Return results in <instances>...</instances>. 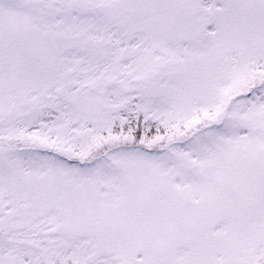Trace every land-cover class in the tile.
Here are the masks:
<instances>
[{
  "label": "snow or ice",
  "instance_id": "1",
  "mask_svg": "<svg viewBox=\"0 0 264 264\" xmlns=\"http://www.w3.org/2000/svg\"><path fill=\"white\" fill-rule=\"evenodd\" d=\"M0 264H264V0H0Z\"/></svg>",
  "mask_w": 264,
  "mask_h": 264
}]
</instances>
